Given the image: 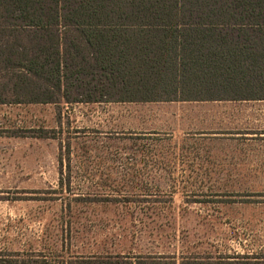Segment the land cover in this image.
<instances>
[{
	"label": "rangeland",
	"instance_id": "374dc122",
	"mask_svg": "<svg viewBox=\"0 0 264 264\" xmlns=\"http://www.w3.org/2000/svg\"><path fill=\"white\" fill-rule=\"evenodd\" d=\"M0 264H264V104H1Z\"/></svg>",
	"mask_w": 264,
	"mask_h": 264
},
{
	"label": "trees",
	"instance_id": "16d2710c",
	"mask_svg": "<svg viewBox=\"0 0 264 264\" xmlns=\"http://www.w3.org/2000/svg\"><path fill=\"white\" fill-rule=\"evenodd\" d=\"M222 99H264V0H0V105Z\"/></svg>",
	"mask_w": 264,
	"mask_h": 264
},
{
	"label": "crops",
	"instance_id": "0c3cea01",
	"mask_svg": "<svg viewBox=\"0 0 264 264\" xmlns=\"http://www.w3.org/2000/svg\"><path fill=\"white\" fill-rule=\"evenodd\" d=\"M155 103H182V104H190V105H239L246 103H259L264 104V99H243V100H235V99H222V100H203V101H173V102H155Z\"/></svg>",
	"mask_w": 264,
	"mask_h": 264
}]
</instances>
